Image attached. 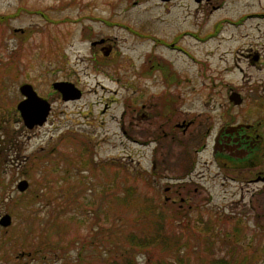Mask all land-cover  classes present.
Returning <instances> with one entry per match:
<instances>
[{
	"label": "rangeland",
	"instance_id": "374dc122",
	"mask_svg": "<svg viewBox=\"0 0 264 264\" xmlns=\"http://www.w3.org/2000/svg\"><path fill=\"white\" fill-rule=\"evenodd\" d=\"M10 13L16 15L0 20V216H11L9 226H0V264H62L64 258L78 264L121 262L131 245L127 235L149 236L150 217H154L147 212L138 220L134 208L117 207L131 186L135 188L132 198L142 205L151 198L159 206L166 195L171 197L165 204L169 209L164 207L166 232L179 235L183 231L176 220L179 213L189 214L191 231H195L181 235L180 251L174 245L168 251L131 248L138 264H155L156 259L165 260L162 264H208L213 258L229 259L231 264H264V192L257 194L262 185L225 181L211 164L205 168L203 181L209 190L190 194L193 207H188L189 202L180 206L175 193L165 191L172 181L158 179L151 172V146L144 148L123 134L128 118L122 116L128 98L139 106L145 96L142 89L155 99L168 87L156 70L157 61L167 68L164 71H176L184 78L182 90L196 89L195 105L201 108L207 86L202 75L207 69L203 71L187 53L199 62L208 50L213 51L210 61L218 65L223 47L218 40H228V47L233 39L264 40V0H211L209 4L194 0H0V16ZM235 23L244 25H229ZM184 30L192 36L179 38L175 47L156 42L160 38L173 42ZM208 34V41L201 43L199 38ZM101 38L106 42L91 44ZM103 45L109 48L107 55L101 51ZM145 67L147 74L141 77ZM56 80L74 83L81 97L62 100L51 86ZM23 83L31 84L51 103L47 120L31 129L16 108L23 99L19 92ZM131 127L133 136L141 140V127L135 122ZM180 151L172 144L171 161L163 173L181 170ZM205 155L202 160L209 158ZM64 167L71 169L64 172ZM59 176L66 178L56 181ZM20 179L28 181L24 192L16 188ZM45 179L50 182L44 187ZM38 189L42 196L32 209L40 210L38 219L58 217L65 226L60 241L67 244V250L61 255L48 249L50 258L31 254L17 259L23 246L34 247L38 241L36 232L26 234L24 219H29L30 211L25 204ZM206 193L208 201H204ZM200 215L211 224L208 230L194 224ZM75 217L83 221L76 224ZM80 247L83 254H78ZM173 252L182 260H175ZM78 256L82 261L76 260Z\"/></svg>",
	"mask_w": 264,
	"mask_h": 264
},
{
	"label": "flooded vegetation",
	"instance_id": "af4514ba",
	"mask_svg": "<svg viewBox=\"0 0 264 264\" xmlns=\"http://www.w3.org/2000/svg\"><path fill=\"white\" fill-rule=\"evenodd\" d=\"M194 1L206 4L211 2ZM165 10L168 12V7ZM229 25L238 28L244 24ZM210 35L198 38L201 43H206ZM183 36H192V33L184 30L175 36L173 42L167 43L161 38L156 39V42L166 47H175V42ZM227 41L218 40L223 46L219 51L218 65L210 61L211 55L215 53L213 51H206V58L199 62L195 56L187 53L192 62L202 65L203 71L207 69L204 75L202 71L198 73L207 80L204 99L198 106L201 108L195 105L196 89L182 90L180 85L185 82L184 78L176 71L166 72L167 68L157 61L156 70L163 75L161 78L168 87L157 93L155 99L148 98L146 90L142 89V96H145L141 98L139 106L130 97L122 113V116L125 114L128 118L127 131L124 129L123 134L144 148L151 146V172L158 179L162 177L172 181L171 185H165V191H173L181 202L180 206L189 202L188 207H193L195 204H192L190 194L193 196L195 192L209 190L203 181L205 168L211 164L217 169L215 174H221L225 181L233 179L245 186L259 183L262 187L257 194L264 192V40L233 39L229 47L225 46ZM239 42L243 43L242 46L237 45ZM106 50L103 45L101 51L104 53ZM227 54H232L231 59L226 57ZM147 69L145 67L141 70V77L146 76ZM186 80H190V77ZM133 122L141 127V140L131 132ZM172 144L181 149L178 152L181 170L165 174L163 172L167 169L164 167H168L167 163L171 161L169 151ZM206 153L209 158L202 160ZM223 170L233 175L229 176ZM236 171L242 172V176L237 175ZM170 198L166 195L164 201ZM204 199H210L207 193ZM26 255L30 256L31 253L20 251L16 258Z\"/></svg>",
	"mask_w": 264,
	"mask_h": 264
},
{
	"label": "trees",
	"instance_id": "16d2710c",
	"mask_svg": "<svg viewBox=\"0 0 264 264\" xmlns=\"http://www.w3.org/2000/svg\"><path fill=\"white\" fill-rule=\"evenodd\" d=\"M15 15H16V13L15 14L10 13V14L5 15V16H0V20L6 21V19H9ZM129 29H131V28H129ZM1 63H3V62L1 61ZM5 67L6 66H3V68H5ZM1 71L5 72L6 68L4 70L1 69ZM72 140H74V139H72ZM76 143H78V142H76ZM49 156L50 155L48 154V156H46V158H48ZM41 159H43V158H41ZM68 169L70 170L71 168L64 167L63 170H64V172H66ZM60 178H62V177L59 176V179H57L56 181H60ZM65 178H62V179H65ZM49 182H50V180L45 179L44 184L42 183V185L45 187L46 183L49 184ZM134 191H135V188L133 186L129 187L128 192H126L127 196L123 197L124 200H120V202L116 203V205L122 204L120 206H117V207L121 208V206H123L125 204L127 207L134 208L135 210H137L138 213H137L136 217L138 218V220H141V216H143L147 212L148 213L150 212L152 215H154V217H152L150 215L151 216L150 218L153 219V220H151V223H150V234H149V236H147L148 234H142V236H139L135 233H129L127 235V238L131 241L130 242L131 245H130L129 249H127L125 251V254H122L123 256H122L121 262L117 261V260H111L108 262V264H138L136 262L134 254H131V248L140 247L143 250H147L149 248H157L158 247V248H162L164 251H168L172 247V245H174L176 251H180L181 250L180 248L182 247V245L180 243V240L178 241V239H180L181 235L185 234V236H187L186 232H190L191 234H193L195 232V231H191V229H194V228L190 224V217H189L188 213H184V214L179 213L176 215V220H177V222H179V224L181 225L180 227L183 230V231H179V235H178V232H176V233L175 232H172V233L166 232L165 221H164L166 218V214L164 211L165 210L164 207L166 206L165 205L166 201H162L161 205L158 206V204H156L154 202V200H152L151 198L146 199V197H145L148 204L142 205V204H139V202L137 200L132 198ZM28 194H30V192ZM41 196H42V193L38 189L29 197L30 201H27V203L25 204L26 209L30 210L27 213V215H28L27 218H29V219H26L24 217V219L27 221V223H26L27 233L26 234L36 232L37 234L35 235V237L38 238V241L34 245V247H28V246L24 247L23 246L22 249H24V251L30 252L31 254H38L36 256L40 257V258L41 257H49V258L51 257V255L47 252L48 249H51V252L57 251L59 254L61 253V255H65L64 251L67 250V244L60 241V240H62L61 236L65 233V226L62 225L61 221H57V219H58L57 216L53 217V215L47 216L46 218L40 217L41 219H43V221L41 222V219H38L39 216L37 217L40 210L34 211L32 209L34 202L39 203ZM59 196L60 195H57V198H59ZM117 198L121 199L120 196H117ZM47 205H49V202H46V206ZM166 207H167V209H169L168 206H166ZM197 210H198V207L196 206L194 211H197ZM55 211H56V214L61 213V212H58V210H55ZM141 213H143V214H141ZM156 217H158V219ZM159 217H160V219H159ZM74 219L76 220V224L77 223L79 224L81 221H83L82 219H79L76 217ZM38 222H40V224ZM192 222H194V221H192ZM194 224H196V226H199V224H202L204 226V229H206V230H208L209 227L211 226V224H209L208 221H205L201 215L196 218V222ZM234 228H237V226H234ZM185 229L187 231H185ZM50 238H53L56 241L52 242L50 240ZM177 247H180V248H177ZM78 251H79L78 254H83V252H84L83 247H80L78 249ZM173 253H174V259L175 260H182V259H180L181 257H179L177 255L178 253H176V252H173ZM81 258L82 257L78 256L76 258V260L82 261ZM222 259H224V258H222ZM227 260L229 262L221 260V259L213 258L210 261H208V264H231V260H229V259H227ZM164 261L165 260L156 259L155 264H162V263H164ZM62 264H78V263L72 261L70 258L69 259L64 258V260L62 261Z\"/></svg>",
	"mask_w": 264,
	"mask_h": 264
},
{
	"label": "water",
	"instance_id": "95a60500",
	"mask_svg": "<svg viewBox=\"0 0 264 264\" xmlns=\"http://www.w3.org/2000/svg\"><path fill=\"white\" fill-rule=\"evenodd\" d=\"M169 1V0H161ZM105 39L101 38L97 41H93L91 44L103 43ZM103 53L108 54L109 48ZM52 88L59 92L61 99L64 101L79 99L82 95V91L72 82L66 80H56L51 84ZM19 92L21 93L23 99L20 100L16 108L19 115L23 121V124L31 129L34 126L42 125L49 114L51 105L45 99L39 96L31 84L23 83L19 86ZM28 187V181L26 179H20L16 184V188L23 192ZM11 224V216L8 213L3 214L0 217V225L7 227Z\"/></svg>",
	"mask_w": 264,
	"mask_h": 264
}]
</instances>
